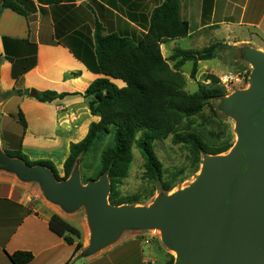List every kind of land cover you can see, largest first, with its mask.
Here are the masks:
<instances>
[{"label": "crops", "instance_id": "0c3cea01", "mask_svg": "<svg viewBox=\"0 0 264 264\" xmlns=\"http://www.w3.org/2000/svg\"><path fill=\"white\" fill-rule=\"evenodd\" d=\"M14 1L29 17L3 10L0 0V152L5 154L6 150L18 148L23 130L17 129L11 119H16L21 110L27 121L23 153L31 161L53 162L63 175L71 144L83 140L90 124L99 121L91 115L88 100L83 96L94 81L104 77L92 69L96 67V24L102 25L104 35L139 40L148 32L152 12L164 0H69L55 6H45L40 0ZM179 1L181 17L189 22L190 35L162 44L164 58L169 60L178 49L199 50L195 45L205 35L227 46L247 45L231 42L221 34L227 23H233L232 17L226 15L240 8V1L214 0L211 8L205 6V0ZM245 15V12L240 15L238 24L245 20ZM255 48L264 52L263 46ZM169 63L173 66L176 62ZM112 81L121 88L125 86L122 81ZM25 89L73 95L53 103H41L18 95V90ZM18 187L16 180L0 174V264H13L9 256L20 251L34 255L30 264L163 262L160 253L167 250L161 240L143 239L142 232L133 229L125 230L116 242L88 255L91 238L85 224L78 228L83 247L74 254L75 245H69L49 228L53 214L66 217L45 203L36 204ZM44 197L56 205L45 193Z\"/></svg>", "mask_w": 264, "mask_h": 264}, {"label": "trees", "instance_id": "16d2710c", "mask_svg": "<svg viewBox=\"0 0 264 264\" xmlns=\"http://www.w3.org/2000/svg\"><path fill=\"white\" fill-rule=\"evenodd\" d=\"M67 1L40 0L45 6L60 5ZM213 4L214 0H205L206 7L211 8ZM2 9L29 17V13L14 0H3ZM103 32L102 25L97 23L94 35L96 67L92 69L104 77L94 81L83 94L88 100L91 115L98 117L99 121L90 124L83 140L71 144L63 175L53 162L31 161L23 153L22 142L27 121L21 110L16 116L23 130L19 146L5 153L12 159L21 160L28 167L45 166L59 182L69 179L76 164L86 156L91 153L98 155L95 173L90 177L83 176L82 182L87 184L106 175L111 183L109 202L118 207L139 203L136 198L121 197L119 192V187L129 177L135 148L145 161V177L161 183L163 190L168 193L182 180L177 181L174 176L171 180L165 179L166 170L155 152L156 141L167 140L172 136L174 144L188 146L194 172L199 171L203 156L225 154L232 149V141L220 145L210 144L201 133L179 129L184 123L201 116L213 99L223 96V91L216 88L219 79L214 76L207 80L211 81L212 87L201 84L197 92L188 93L185 89L187 80L184 66L188 62L193 63L194 78L200 62L215 59L219 52L230 46L215 42L202 50L178 49L169 59L176 62L171 66L162 54L161 45L190 35L189 22L181 17L179 0H164L155 8L148 32L139 40L117 34L104 35ZM15 79L19 78L15 75ZM112 80L122 81L125 86L121 88ZM18 95L41 103H53L73 94L25 89L18 90ZM49 228L69 245H75L74 254L82 249L81 231L60 215L51 216ZM9 258L13 264H30L34 255L20 251ZM174 261L175 257L168 254L165 264H174Z\"/></svg>", "mask_w": 264, "mask_h": 264}, {"label": "water", "instance_id": "95a60500", "mask_svg": "<svg viewBox=\"0 0 264 264\" xmlns=\"http://www.w3.org/2000/svg\"><path fill=\"white\" fill-rule=\"evenodd\" d=\"M245 51L253 66L250 85L226 107L235 121L236 144L225 154L206 156L188 188L149 206H112L106 175L83 184L74 169L59 182L45 166L28 167L2 152L0 159L22 180L38 181L50 202L71 211L88 206V255L125 230L159 228L164 244L176 252L174 264H264V52Z\"/></svg>", "mask_w": 264, "mask_h": 264}, {"label": "rangeland", "instance_id": "374dc122", "mask_svg": "<svg viewBox=\"0 0 264 264\" xmlns=\"http://www.w3.org/2000/svg\"><path fill=\"white\" fill-rule=\"evenodd\" d=\"M237 1H240V8L235 10L232 14L226 15L227 17H232L233 23H227V25L223 27V33L221 34L231 42L237 41L239 45H241V43L247 45L232 47L233 44H230V47H232L231 49L230 47L226 48L219 52L215 59L203 62L201 67H198V71L194 78H192V62H188L183 68L187 80L185 89L188 93L197 92L201 84L212 87L211 81H207L210 76L219 79L220 83L216 85V88L223 91V96L213 99L210 105L204 109L201 116L184 123V125L179 128L181 131L186 129V131L201 133L207 142L215 145H220L228 141H232L234 145L236 144L237 134L235 121L227 112V103L234 93L245 90L250 85V76L253 66L247 59L246 51L243 50H256L255 47L257 46L264 47V0H242L243 4H241V0ZM244 6L245 11H242L244 10ZM243 12L246 13L245 20L238 24L239 17ZM251 24H254V26ZM257 24H260V26H256ZM209 38L208 35H205L204 39L200 40V42L195 45V49L202 50L216 42L215 39ZM230 73L239 77L240 82L228 85L222 84L220 78ZM118 84L123 83L118 82ZM11 120L17 129L22 131V127L17 119L13 117ZM2 151H4V149ZM155 152L166 170L165 179L171 180L174 176L177 181L182 180V182L178 183L177 186L168 193L163 190L161 183L147 179L145 177V161L139 150L135 148L134 161L129 172V177L125 179L119 187L121 197L136 198L139 200L138 204H132L131 206H149L160 198L186 189L197 180L200 174L202 164L199 171L194 172V167L192 165L193 160L189 147L183 144H174L172 136L167 140L156 141ZM205 158L206 156H203V161ZM98 163L99 156L93 153L86 156L82 162H78L75 169L79 171L81 180L83 176H92L95 173V168L98 166ZM5 165L6 163L0 159V174L6 178L16 180L20 186L18 189L25 193L24 196H30L36 204H47L50 208L66 217L67 221L79 229L83 224L87 225L90 230V238H92L88 220V206L86 204L79 205L73 211L67 210L63 204L53 205L45 199L43 187L38 181L35 180L31 183H24L18 178L19 176L17 173L7 171ZM57 165L59 166L58 163ZM140 232H142L141 237L143 239H160L167 250V253H165V251L164 253H160L163 262L157 260L153 263L149 262V264H165L168 254L174 257L176 256L173 250L169 249L164 244L162 240V231L159 228L143 229L140 230ZM124 238L125 236L122 239Z\"/></svg>", "mask_w": 264, "mask_h": 264}, {"label": "built area", "instance_id": "2783aa9c", "mask_svg": "<svg viewBox=\"0 0 264 264\" xmlns=\"http://www.w3.org/2000/svg\"><path fill=\"white\" fill-rule=\"evenodd\" d=\"M221 80V83L222 84H225V85H228V84H231V83H239L240 82V79L239 77L233 75V74H227V75H224L220 78Z\"/></svg>", "mask_w": 264, "mask_h": 264}, {"label": "bare ground", "instance_id": "6f19581e", "mask_svg": "<svg viewBox=\"0 0 264 264\" xmlns=\"http://www.w3.org/2000/svg\"><path fill=\"white\" fill-rule=\"evenodd\" d=\"M174 252V254L176 255V252L175 251H173Z\"/></svg>", "mask_w": 264, "mask_h": 264}]
</instances>
